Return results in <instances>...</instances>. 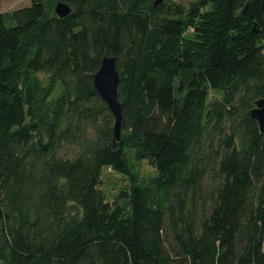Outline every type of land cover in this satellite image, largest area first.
<instances>
[{
	"label": "trees",
	"instance_id": "16d2710c",
	"mask_svg": "<svg viewBox=\"0 0 264 264\" xmlns=\"http://www.w3.org/2000/svg\"><path fill=\"white\" fill-rule=\"evenodd\" d=\"M58 1L72 13L59 17ZM262 6L31 0L0 12V264H264V131L250 115L264 99ZM105 55L123 143L93 87ZM129 158L158 174L143 181ZM105 168L130 180L112 200Z\"/></svg>",
	"mask_w": 264,
	"mask_h": 264
},
{
	"label": "water",
	"instance_id": "95a60500",
	"mask_svg": "<svg viewBox=\"0 0 264 264\" xmlns=\"http://www.w3.org/2000/svg\"><path fill=\"white\" fill-rule=\"evenodd\" d=\"M165 0H155V5H158ZM264 12V0H263ZM72 7L63 1H58L55 5L56 14L65 18L72 13ZM257 31L256 28H254ZM93 87L102 97V99L110 107L114 118V140L115 142L123 143L121 138L122 133V103L119 100V72L117 70L116 58L105 55L101 61V66L98 71L91 75ZM251 117L259 123L261 131H264V99L257 100L254 108L250 111Z\"/></svg>",
	"mask_w": 264,
	"mask_h": 264
},
{
	"label": "rangeland",
	"instance_id": "374dc122",
	"mask_svg": "<svg viewBox=\"0 0 264 264\" xmlns=\"http://www.w3.org/2000/svg\"><path fill=\"white\" fill-rule=\"evenodd\" d=\"M30 2L31 0H2L0 1V12L11 11L28 6ZM189 32H191V29ZM212 96L215 97L217 95L216 93H213ZM64 153L68 156H72L74 154L70 150H66ZM130 153H133L132 149H130L128 154ZM129 165L131 172L143 181H147L148 179L150 180L158 174L156 169L150 166L146 160L137 161L134 158H129ZM103 175L105 181L102 190L105 192L109 200L114 199L116 193L120 192L125 185L130 182L129 176L111 171L108 168L104 169Z\"/></svg>",
	"mask_w": 264,
	"mask_h": 264
}]
</instances>
